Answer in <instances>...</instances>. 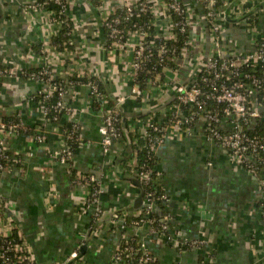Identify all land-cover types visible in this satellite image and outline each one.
Here are the masks:
<instances>
[{
	"label": "crops",
	"instance_id": "0c3cea01",
	"mask_svg": "<svg viewBox=\"0 0 264 264\" xmlns=\"http://www.w3.org/2000/svg\"><path fill=\"white\" fill-rule=\"evenodd\" d=\"M31 1L0 0V64L4 67L35 70L40 64L36 57L40 42L44 36L57 33L55 27L45 26L47 10L25 12V5ZM104 1L102 5L110 12H115L120 2ZM182 2L190 15L192 53L206 55L212 44L205 28V9L197 0ZM99 4L70 0L75 41L83 55L81 66L100 79L107 101H92L82 84L73 86L65 96L73 109L72 119L80 128V142L70 162L62 163L53 155L64 145L62 120L70 119L51 122L43 117L37 102H27L40 85L20 76L7 77L0 85V118L18 115L28 131L7 137L12 163L0 172V202L22 232L34 264H121L114 254L122 237L131 234L144 242L158 264H264L263 186L230 152L206 139L202 121L194 122L189 134L166 131L162 141L155 144V168L159 173L156 182L168 197L164 204L169 214L165 233L151 240L153 235L146 223L136 228L126 224L122 229L119 220L112 224L113 215L100 224L93 221L94 207L85 204L90 186L75 182L69 169L102 180L104 192L97 208L135 215L133 202L140 191L127 179L134 177L127 165L133 154V134L143 136L150 122H164L159 112L165 108L169 113L171 102L170 87L160 83L139 91L128 73L130 53L114 50L107 54L104 50L106 38ZM214 12L220 26L218 48L225 55H243L264 36V0H221ZM252 15L256 20H249ZM159 20V26L166 28L167 17L161 12ZM77 60L73 59L75 64L70 62L72 69L79 67ZM67 66L62 75L69 78ZM191 67L192 59L181 60L183 80L190 77ZM170 75V70H165L166 80ZM117 95L125 96L119 106L120 118L130 140L123 137L115 146L116 155L105 157L99 126L105 107ZM260 112L264 121V109ZM250 130L255 132V120ZM37 133L44 137L42 143L35 141ZM257 176L264 178V167ZM70 254L74 257L67 261Z\"/></svg>",
	"mask_w": 264,
	"mask_h": 264
},
{
	"label": "built area",
	"instance_id": "2783aa9c",
	"mask_svg": "<svg viewBox=\"0 0 264 264\" xmlns=\"http://www.w3.org/2000/svg\"><path fill=\"white\" fill-rule=\"evenodd\" d=\"M91 1V0H86ZM204 8L208 7L206 12V22L208 25L207 32L210 33L211 51L206 55L202 52L192 53V39L189 37L190 15L183 5L182 0H120L116 11L122 10V16L117 12H110L109 8L102 5L105 1L100 0V23L107 30V38L109 45L107 46V54H112L115 51H125L130 53V62L128 64V73L134 79L137 70L141 69L152 56L150 50L154 40H145L147 32L142 22H139V13L149 12L152 16V23H154V34L156 37H161L169 40L176 39L174 28L178 27L180 33L187 31L186 40L180 48L179 53L176 49L171 47L164 48L159 45L156 50V56L161 63H164L162 72L170 70V78L163 81L159 85L162 87H170L171 100L173 103L166 109H161L159 117L165 118L164 122L158 123L156 121L150 122L147 126V131L144 134L143 147H147L149 151L154 152L155 144L160 143L166 131L176 130L175 132L189 134L191 126L196 121L204 123V132L206 139L215 142L222 148L226 149L233 158L243 165L248 171L257 175L259 173V166L264 165V132L256 133L250 130V124L253 120L261 116V110L264 109V36L261 37L254 45L253 49L243 55H225L221 53L218 48L219 43L216 37L220 31V26L215 21V12L213 4L215 0H197ZM55 3L59 9L57 12H52L45 8L49 3ZM25 12H32L37 10H47L49 18L45 26L55 27L57 32L63 27H69L66 32V42L73 46V50H63L61 52L51 48L52 36L42 39L39 45L36 57L40 59V64L35 70L29 71L28 68L11 66L4 67L0 64V85L7 77L23 76L28 80L34 81L40 85L37 88L38 96L41 100H34L31 96L27 98L28 103L37 102L45 119L49 120V110L45 104V100L51 98L54 94L57 96V101L52 105L56 113H64L65 120H69L72 126L77 127L78 134L72 137L78 144L80 142L78 124L72 119L73 109L65 100L67 93L77 84L85 85L89 90V95L92 101L96 103H107L104 94L101 92L99 83L100 79L88 72L82 67V59L80 54L81 47L76 45V31L75 24L70 12V0H45L39 2L32 0L24 8ZM170 10H173L177 15L183 18V21L173 22L170 17ZM167 17L166 33L164 28L159 26V13ZM121 20L134 21L132 28L124 30L120 26ZM137 20V21H136ZM85 49V48H84ZM83 49V51H84ZM68 58V59H67ZM78 58L77 63L79 67L68 65L67 72H75L76 76L85 78L84 82L73 81L70 78L64 77L62 73L65 71V65ZM193 61V67L189 70L190 77L187 81L182 79L179 70L181 60ZM70 63V64H71ZM167 63H173V68H170ZM249 67L251 72L246 73L243 82L238 78L241 67ZM260 68L263 77L256 76L254 72ZM152 84V83H151ZM125 96L117 95L112 104H109L104 109L102 122L99 126L100 132V146L105 157H113L115 146L123 139V133L119 125L120 105L124 102ZM209 101L214 104L210 105ZM1 111V110H0ZM18 116V115H17ZM19 122L6 121L0 119V172L8 169L12 162V156L7 150V137L17 135L19 128L25 129L22 121ZM51 120H58L54 117ZM61 129V134L64 138V145L61 150L54 152V156L62 163L70 162L73 151L67 145L66 140L70 138L66 131ZM66 132V133H65ZM133 134L134 148L132 156L127 163L130 169V175L134 176L146 186L149 182L157 183L156 179L159 173L156 171L152 175L151 169L147 164H139L136 159V151L140 149L137 140ZM35 141L42 143L44 137L37 133L34 136ZM53 156V157H54ZM248 160V161H247ZM69 173L74 177L75 182H83L90 186V191L86 197V206L94 207L93 221L97 224L101 223V216L105 212L97 208L100 195L104 192L101 179L93 175H84L80 172L69 169ZM262 184V201L261 205L264 209V180ZM159 200L163 204V211L160 212L159 221L153 223V218H149L153 210L154 201ZM168 197L165 193L155 194L152 190L142 189V203L141 209L138 208L134 214L138 216L136 220L131 223L138 227L146 223L149 224V232L155 239L158 233L166 232L168 230L169 214L165 210V203ZM264 214V211H263ZM110 219L112 224L120 221V227L125 228V223L121 217H114ZM123 220V219H122ZM16 230L20 236V241L10 237L12 232ZM164 235V234H163ZM167 235V234H166ZM170 239V236H166ZM171 241V240H170ZM173 241V240H172ZM139 248H134L131 244L123 245L118 248L114 254V259L118 263H124V260L130 261L132 254L140 250L135 264H157L153 254L145 247L144 242L139 241ZM176 245V242H174ZM24 252V253H23ZM74 254H70L67 261L72 260ZM34 264L33 256L26 247L22 232L9 218V213L6 212L3 203L0 202V264ZM201 264H204L201 262Z\"/></svg>",
	"mask_w": 264,
	"mask_h": 264
},
{
	"label": "trees",
	"instance_id": "16d2710c",
	"mask_svg": "<svg viewBox=\"0 0 264 264\" xmlns=\"http://www.w3.org/2000/svg\"><path fill=\"white\" fill-rule=\"evenodd\" d=\"M37 1L44 2L45 0H37ZM91 2H92L93 5H97V4H99L100 0H91ZM219 5H221V0H215V2L213 4V8H218ZM45 8H47L48 10H50L52 12H57L58 9H59V7L53 2H49L45 6ZM204 9L208 10V7L204 8ZM116 12H117L118 15L122 16V10H121V13L118 10ZM138 17H139L138 21L142 22L144 24L145 31L147 32V36L145 37V40H147V41L150 40V39L154 40L153 45L150 48V50L152 52V56H151L150 60L148 62H146L141 69L136 71L134 79H133V83H134V85H136L138 87L139 91H144L145 88L148 85H152V84L155 85V84H158V83H162L163 81L166 80L165 76H164V72H162V68H163L164 63H161L158 60V57L156 56V50H157L158 46L162 45L164 48H169V49L171 47H173V48L176 49V53H179L180 48L183 46V43L186 40L187 31L185 30V32L180 33L179 30H178V27L174 28V31L176 33V39L175 40H169V39H165V38H161V37H156L155 34H154L155 26H154V23H152L151 14L149 12L142 13V14L139 13ZM170 17H171V20L173 22L183 21V18L181 16L177 15L173 10H170ZM249 20L250 21L256 20L255 16L254 15L250 16ZM133 23H134V21L121 20L120 26L124 30H127V29L132 28ZM101 27H102V31L105 33V38H107V36H106L107 35V30L103 26H101ZM68 29H69V27H63L61 30H59L56 34H54L52 36V38H51V48H53V49H55V50H57L59 52H61L63 50H69L70 51V50L74 49L73 46L69 45L66 42V32L68 31ZM108 45H109V41L106 40L105 41V47H104L105 51L108 50L107 49ZM66 62H68V65H70V60H66ZM167 65H169L170 68H173V66H174L173 63H169V64L167 63ZM68 68H69V66H67V69ZM29 71H32V70H29ZM249 72H251V69L249 67H246V66L243 67L242 66L240 68L241 75L238 78H240V80H242L243 82L246 83L247 80L245 79L244 75L246 73H249ZM252 73H254L258 77H263V75H262V73L260 71V68H258V67ZM21 77L23 78V76H21ZM69 78L71 80H73V81H81V82L85 81V78H81V77L76 76L75 72H73L69 76ZM99 87H100L101 92L103 94H105L106 91L104 90V87H103L101 82L99 83ZM133 93L134 92H132V94ZM134 95L136 96V99L139 98V94L138 93H136ZM32 97L36 101L37 100H41V96H38L37 91H35V93H34V95H32ZM56 101H57V96H56V94H54L51 98L45 100V104H46V106H47V108L49 110V119H50V121L54 122V123H59L62 119H64L65 114L64 113H56L53 110L52 105ZM172 103H173V101L171 100V102L168 105L170 106ZM209 104L213 105L214 103L212 101H209ZM54 117L58 118V120H51ZM1 118L6 120V121L12 120V121H15V122H19V118H18L17 115L3 116ZM62 121H63V123H62V125L60 127H62V129L67 132V133L65 132L67 135H70V138H68L66 140V143H67V145L70 146L71 150L74 151L75 148L77 147V143L74 140V138L72 137V135L76 136L78 134V129L75 126H72L71 122H67V121H64V120H62ZM119 125L121 127L120 129H121V132L123 133V137H125L127 140H130L129 133H127V131L124 130V128L121 125V120L119 121ZM254 131L256 133H263L264 132V121L261 119V117L255 119V130ZM25 132H28L27 129L25 131L24 129L19 128V132L18 133H25ZM143 136H140V135H136L135 136V138L137 140V144L141 146L140 149H138L136 151V159H137V162L139 164H142V163L147 164L149 166V168L151 169L152 175H155V173L157 171L156 168H155V160H156V158H155V155H154L153 151H149L146 146L143 147V144L145 142L144 141L145 139H144ZM134 146L135 145H131V148H134ZM263 167H264V165L263 166H259L258 167L259 171ZM256 177H258V180L260 182L262 180H264V178H262V176H257L256 175ZM140 184H141V182H140ZM141 186H142V189L144 191L146 190V187H147V189L152 190L156 195L162 193V189L157 183L149 182L148 185L144 186V185L141 184ZM163 208H164L163 204L159 200H155L154 201L153 210H152L151 215L149 217V218H153V223H157L159 221L160 212H162ZM140 209H141V207H140ZM114 217H118V218L122 217L123 222H125V225L127 224L129 228L130 227L131 228H136L131 222L133 220H136L138 218V216L131 215V214H129L128 211L121 210V211L115 213ZM10 237L14 238L17 241H20V239H21L19 234H18V232L16 230H14L12 232V235ZM126 244H131V245H133L134 248H139L140 242L138 240V236L136 234L123 236L122 240L120 242L119 248H121L123 245H126ZM140 253H141L140 250L136 251V253L132 254V256H131L132 259L130 258L129 259L130 261L124 260L123 264H135L136 259H137L138 255ZM155 262L158 264L157 260H155ZM19 264H21V263H19Z\"/></svg>",
	"mask_w": 264,
	"mask_h": 264
},
{
	"label": "water",
	"instance_id": "95a60500",
	"mask_svg": "<svg viewBox=\"0 0 264 264\" xmlns=\"http://www.w3.org/2000/svg\"><path fill=\"white\" fill-rule=\"evenodd\" d=\"M121 109V108H120ZM125 120V116L124 114H122V121ZM127 179L131 180L138 188H139V195L137 196V198L134 200L133 202V209L135 208H140L141 207V203H142V186L139 182V180L135 177H131V176H127ZM113 215V212H104L101 216V220H109V218H111V216ZM84 247L81 246L80 250H82V248Z\"/></svg>",
	"mask_w": 264,
	"mask_h": 264
},
{
	"label": "rangeland",
	"instance_id": "374dc122",
	"mask_svg": "<svg viewBox=\"0 0 264 264\" xmlns=\"http://www.w3.org/2000/svg\"><path fill=\"white\" fill-rule=\"evenodd\" d=\"M165 29V28H164Z\"/></svg>",
	"mask_w": 264,
	"mask_h": 264
}]
</instances>
